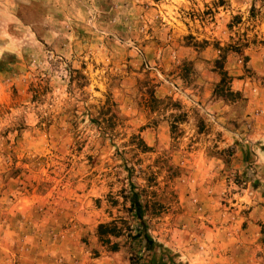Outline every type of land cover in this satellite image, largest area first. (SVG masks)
Returning a JSON list of instances; mask_svg holds the SVG:
<instances>
[{
    "label": "rangeland",
    "instance_id": "obj_1",
    "mask_svg": "<svg viewBox=\"0 0 264 264\" xmlns=\"http://www.w3.org/2000/svg\"><path fill=\"white\" fill-rule=\"evenodd\" d=\"M133 192L169 264H264V0H0V264H144Z\"/></svg>",
    "mask_w": 264,
    "mask_h": 264
},
{
    "label": "trees",
    "instance_id": "obj_2",
    "mask_svg": "<svg viewBox=\"0 0 264 264\" xmlns=\"http://www.w3.org/2000/svg\"><path fill=\"white\" fill-rule=\"evenodd\" d=\"M131 207L130 211L135 212V219L139 222L138 228L136 229V233L134 235V239L143 240L145 243V252H144V264H169L168 260L165 259V255H157L155 252L156 247L159 249H163V245L157 243L148 233L147 227L145 226V221L143 220V211L142 205L140 202V197L137 193H132L129 198ZM141 227V229H140ZM106 226L101 225L99 227V231H102ZM115 230V229H113ZM106 231L101 232V234H105ZM112 232V231H111Z\"/></svg>",
    "mask_w": 264,
    "mask_h": 264
},
{
    "label": "crops",
    "instance_id": "obj_3",
    "mask_svg": "<svg viewBox=\"0 0 264 264\" xmlns=\"http://www.w3.org/2000/svg\"><path fill=\"white\" fill-rule=\"evenodd\" d=\"M25 255V254H24Z\"/></svg>",
    "mask_w": 264,
    "mask_h": 264
}]
</instances>
